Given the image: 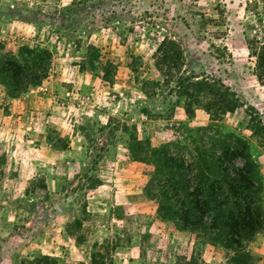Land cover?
<instances>
[{
    "label": "rangeland",
    "instance_id": "obj_1",
    "mask_svg": "<svg viewBox=\"0 0 264 264\" xmlns=\"http://www.w3.org/2000/svg\"><path fill=\"white\" fill-rule=\"evenodd\" d=\"M165 37L184 55L170 83L153 59ZM21 47L51 58L12 102L0 83V264H231L158 217L156 165L131 150L214 123L247 140L264 201V0H0V59ZM182 79L220 83L239 106L188 118ZM246 251L264 264V232Z\"/></svg>",
    "mask_w": 264,
    "mask_h": 264
},
{
    "label": "trees",
    "instance_id": "obj_2",
    "mask_svg": "<svg viewBox=\"0 0 264 264\" xmlns=\"http://www.w3.org/2000/svg\"><path fill=\"white\" fill-rule=\"evenodd\" d=\"M20 54L22 59L15 55L0 59V83L11 98L39 85L51 58L48 49L42 48L21 47ZM153 59L163 80L170 83L183 62L182 47L165 37ZM177 83V96L185 97L188 118L194 117L192 105H203L212 115L210 122L239 106L236 94L215 81L182 79ZM213 126L209 123L196 127L182 135L183 141L168 142L153 151L146 147L140 152L131 150L132 156L137 160L151 156L156 165L145 193L150 198L158 197L159 218L171 220L180 230L193 232L200 237V243L232 251L231 264H251L252 257L246 251L248 243L264 232L258 165L244 137L214 130ZM253 130L264 134L261 121L253 125ZM46 259L49 256L44 255L38 263Z\"/></svg>",
    "mask_w": 264,
    "mask_h": 264
},
{
    "label": "crops",
    "instance_id": "obj_3",
    "mask_svg": "<svg viewBox=\"0 0 264 264\" xmlns=\"http://www.w3.org/2000/svg\"><path fill=\"white\" fill-rule=\"evenodd\" d=\"M3 94H5L4 92H3ZM14 100H16L15 98H13V99H11L10 101L12 102V101H14Z\"/></svg>",
    "mask_w": 264,
    "mask_h": 264
}]
</instances>
